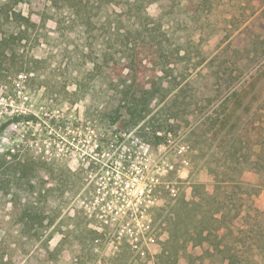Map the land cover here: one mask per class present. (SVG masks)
<instances>
[{
	"label": "rangeland",
	"instance_id": "374dc122",
	"mask_svg": "<svg viewBox=\"0 0 264 264\" xmlns=\"http://www.w3.org/2000/svg\"><path fill=\"white\" fill-rule=\"evenodd\" d=\"M73 3L0 0V264H264V0ZM89 127L186 146L138 238L84 208Z\"/></svg>",
	"mask_w": 264,
	"mask_h": 264
},
{
	"label": "built area",
	"instance_id": "2783aa9c",
	"mask_svg": "<svg viewBox=\"0 0 264 264\" xmlns=\"http://www.w3.org/2000/svg\"><path fill=\"white\" fill-rule=\"evenodd\" d=\"M20 77L25 81L28 78L27 75ZM155 134L158 146L140 135L108 134L89 127L84 138L75 139L78 143L70 151L80 153L96 176L93 188L83 201L89 217L105 224L119 222L118 229L124 227L122 234L127 233L132 239L147 230L158 188L165 186L173 196L178 193L176 183L165 180L175 168L168 155L171 150L183 155L186 146L174 142L171 132L156 131ZM183 162L188 164L186 160Z\"/></svg>",
	"mask_w": 264,
	"mask_h": 264
},
{
	"label": "trees",
	"instance_id": "16d2710c",
	"mask_svg": "<svg viewBox=\"0 0 264 264\" xmlns=\"http://www.w3.org/2000/svg\"><path fill=\"white\" fill-rule=\"evenodd\" d=\"M52 1V3L54 4H57L60 0H51ZM73 1H75V0H64V2L65 3H70L71 4V6L74 4L73 3ZM10 2H11V5L13 4H15V5H17V4H19V3H21L22 2V0H10ZM30 8V13L32 14V12H34V11H36V8L37 7H39L37 4H30V6H29ZM15 14L17 15V13L15 12ZM18 16H20V17H22L20 14H18ZM29 18L30 17H28V18H24V19H26V20H29ZM22 19H23V17H22ZM258 77V73H257V75L255 74L254 76L252 75V80H254V79H256ZM9 83H11V80L10 81H8ZM7 83V82H6ZM6 83H4L2 86H5V84ZM7 85V84H6ZM121 118V116H119V118L117 117V118H114V122H116V121H118V119H120ZM11 153H13V154H11V155H14V154H16V156H15V160L17 161V159L18 158H21L22 159V156H23V153H24V151H23V149L22 148H17L16 149V153H14V152H11ZM21 159H18L19 160V163H21L22 161H21ZM224 252V251H223ZM222 252V253H223ZM164 254H166V252H164L163 253V255ZM162 254H161V256H163ZM195 259H197V258H195ZM229 264H234L232 261H231V259H229V262H228ZM190 264V263H189ZM191 264H195V263H192L191 262Z\"/></svg>",
	"mask_w": 264,
	"mask_h": 264
}]
</instances>
